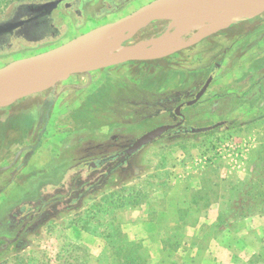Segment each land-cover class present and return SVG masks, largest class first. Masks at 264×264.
<instances>
[{"label":"rangeland","instance_id":"obj_1","mask_svg":"<svg viewBox=\"0 0 264 264\" xmlns=\"http://www.w3.org/2000/svg\"><path fill=\"white\" fill-rule=\"evenodd\" d=\"M46 1L50 0H0V19L10 15L18 5ZM150 1L152 0H128L127 4L114 12L103 13L101 0H83L82 5H77V0H70L72 8L61 5L53 13L54 24L60 30L57 39L38 46L19 44L13 48L14 51L0 56V67L21 58L64 47L68 42L84 38L98 26L117 20ZM189 21L191 20H187ZM173 22L162 19L149 23L138 31L135 38L121 42V46L118 45L112 52L118 53L121 48L126 50L127 46L133 48L139 43H143L140 49L150 46L158 41L159 35ZM261 24L264 25V13L256 17L233 19L229 24L221 22L213 25L214 29L208 32V39L203 43L201 39H197L195 43L166 55L128 61L96 72L76 73L50 89L28 95L20 101L30 105L23 112V118L28 121L27 127H24L27 134L25 133L24 143L18 146L19 150L17 146L8 148V151L0 148V156L14 157L13 160L0 158V187L15 181L10 190V198L22 197V201L17 206L6 209L4 205L8 206L12 200L7 197L0 200V264H108L104 255L109 254L110 240L114 244L126 240L140 243L141 249L150 254L147 264H168L172 257L169 252L181 249L179 247L183 246L188 237V243L194 237L193 242H199L203 248L208 247L213 229L204 239L196 236L197 233L187 226L195 223L209 209L204 206L195 207L192 204L193 194L199 190L196 189L199 185L202 186V178L207 179L209 189L214 188L209 191L206 201H200L201 204L214 201L220 202L223 207L229 199V192L224 191V188L229 186V182L237 181V176L232 178L229 172L240 173L238 171H242V167H235L239 161H233L230 168H226L223 162L217 165L222 170H212L215 169L214 166L205 167L203 171L199 170L200 167L194 161L199 154L221 147L232 139L244 136V140L253 141L262 135L261 129L258 130L259 123L253 124L244 133L241 132V126L243 123L256 121L264 126V111L260 109V104L264 101L260 79L264 74V57L259 52L255 53V50L262 52L264 49V31H259L257 40L249 44L250 47L259 45L251 50L252 53L244 56L247 51L245 46L240 47L236 51L239 53L234 55L223 53L231 50L240 41L241 35L249 33L248 30L257 28V25L262 26ZM233 28L239 32L232 37L226 36V31ZM203 29L204 27L194 25L187 27L176 43H180L183 38L190 40L200 37L207 32L202 31ZM175 31L174 28L173 32ZM255 32L256 30L252 31ZM180 33L177 31V34ZM245 45H248L247 41ZM237 69L243 70L242 74L225 81V77ZM211 73L214 80L209 93L197 105L185 107L182 113L186 118V125L200 127L224 121L223 125L209 132L187 133L178 137L167 133L139 150L122 167L116 161L97 169L88 166L90 161L101 155L115 153L120 147L127 145L130 139L134 140L158 126L179 122L180 118L173 113L179 103L177 99L181 95H189L192 87L204 82ZM104 76H107L106 85L101 83ZM90 87H94V91L102 87L103 91L95 95V98L101 99V103L95 101L90 108L98 106V112L104 109L102 116L105 120L117 118L125 123V115L138 111L126 135H119L116 139L111 137L100 143L91 141L93 136L83 130L87 121L82 118L81 112L83 98L90 96L85 95ZM107 91L111 95L110 100L103 97ZM215 93H218L217 96ZM95 98L91 97L92 100ZM227 100L230 101L229 105H226ZM39 102L42 103V111L37 112ZM110 102L117 111H106ZM146 102L149 103L148 107L144 106ZM239 106L237 116L229 118L227 109ZM253 108L255 109L252 111ZM51 115L52 131L46 135L45 130L35 125L37 119L44 124ZM5 117L0 109L1 123ZM229 128L233 129L231 131L234 134L230 133ZM55 155L58 159L47 167L46 162ZM111 167L115 169L108 173ZM46 168L47 171L44 170ZM106 172L108 174L104 181L98 184ZM178 177L189 185V205L180 207L179 202H173L168 212L173 218L188 211L185 216L187 225L184 227H178L173 222L162 223L160 232L154 234L139 227L144 214L134 211L136 205L129 204L123 209L114 205L113 209H106L112 205L114 193L127 195L140 188L142 193L153 198L155 204L151 208H161L156 200L161 197H156L159 196L155 195L156 191L162 189L171 192ZM38 182L40 185L37 187ZM215 183L220 185L216 187ZM174 194L173 201H179L180 193ZM193 198H197V195ZM254 201L264 203V199L256 198ZM26 205L36 208L35 216L32 213L22 216L21 209L28 208ZM260 215H264V212ZM242 220L244 219L234 222L226 230L222 228L215 232L216 237L225 240L226 248L229 247L230 258L226 263L225 254L216 244L208 251L210 253L203 251L194 255L195 259L192 261V256L188 254L187 264H264V218ZM241 225H247L248 231H242ZM115 227H118V231ZM200 227L201 224L197 228ZM200 232L202 234L203 229ZM110 234L123 237L117 239L114 236L109 240L107 237ZM163 247L170 249L162 252Z\"/></svg>","mask_w":264,"mask_h":264},{"label":"crops","instance_id":"obj_2","mask_svg":"<svg viewBox=\"0 0 264 264\" xmlns=\"http://www.w3.org/2000/svg\"><path fill=\"white\" fill-rule=\"evenodd\" d=\"M262 25V24H261ZM178 26H174V28L176 29ZM205 27H208L207 25ZM213 28L210 29V31H212ZM241 30H243V28H241ZM253 30H256L255 33H252ZM249 33L247 32L245 35H241V39L240 41H238L237 43L234 44V46L231 48V50H225L223 53H225V55H234V53H239L236 51H239L240 47H246L247 51L245 52L244 56L247 55V53H252V49L259 47V45H253L252 47L249 46L250 43L255 42L257 40V38L259 37V31H264V25L260 26L257 25V28L255 29H250L248 30ZM258 31V32H257ZM185 32V31H184ZM184 32H181L180 35L182 37V35H184ZM236 32H239L238 29H230L226 31V36L228 37H232L234 35H236ZM195 33V32H194ZM177 36V35H175ZM174 37V36H173ZM206 37V38H205ZM203 37L200 41L201 43H203L204 41H206V39H208V35ZM257 37V38H256ZM263 40H264V35L262 36ZM171 38V37H170ZM169 39V38H167ZM167 39H165L163 41V44L161 46V48L159 49V51H162V49H165V43L167 41ZM262 40V41H263ZM189 41L188 39L185 40V38H183V40L180 43H175L174 45H172L169 49L167 48V51H165L164 54L168 53L169 51H171L173 48H175L176 46L183 44L184 42ZM248 42V45H245V42ZM264 42V41H263ZM140 45L142 43H139ZM242 45V46H241ZM264 45V44H263ZM134 46H138V44H135ZM143 46V45H142ZM141 47V46H139ZM261 49V48H260ZM263 49V46H262ZM255 50V49H254ZM158 51V52H159ZM163 52V51H162ZM259 52L260 55H262V57H264V49L262 50V52H260V50H255V53ZM261 59V58H260ZM133 61V60H131ZM128 62V61H127ZM124 63V62H123ZM121 64V63H119ZM118 64L115 65H111V66H116ZM111 66L108 67H103V68H99V69H95V70H91L90 72H96L97 70H102V69H106L109 68ZM243 70L237 69V70H233L229 75H227L225 77V81L227 79V81L230 79V77L233 79L234 77H239L242 74ZM104 73V72H102ZM261 79V90L264 91V74L260 77ZM107 81V76H104L103 80L101 83H105L104 85H106ZM263 82V83H262ZM212 86V84H211ZM210 86V88H211ZM209 88V90H210ZM94 87H90L88 89L89 92H87L85 95H90L89 97H85L83 98V108H82V118L85 119V122L87 121L86 124H84L83 130L87 133L93 136V138L91 139L92 142H97L100 143L102 141H105L106 139L109 138H113L116 139L118 138L119 135H126L127 131L130 130V126L134 123V121L132 120L134 118V116H137L138 111H134V113H128L126 112L127 115H125V119L126 121L128 120V122L125 121V123L120 122L119 119H112V120H105L102 116V114H104V109H102L100 112H98L96 110V108L98 106H94V108H90V105H93V102L95 101H99L101 103V99L99 98H95L96 93L99 94L102 87H98L95 91L93 90ZM209 90L207 92V94L209 93ZM46 91V90H45ZM109 91H107L106 93L103 94V97L110 100L111 96L110 94H108ZM39 94V93H37ZM206 94V95H207ZM216 96L218 93H215ZM214 95V97H216ZM27 96L20 98L18 100H16L14 103L10 104V105H6L3 107H0L1 110H3V113L5 114V118L3 119L4 122H0V148L1 150L4 151H8V148H15L17 146V149L19 150V145L23 144L25 141V136L27 134V130L24 129V127H27L28 121L25 120L23 118L24 113L26 112L30 105L21 102L24 99H26ZM91 97L95 98V99H91ZM87 99V100H86ZM112 101V100H111ZM133 102V101H131ZM236 102V101H234ZM114 104V103H113ZM132 105V103H130ZM136 105V103H134ZM230 101L227 100L226 101V105H229ZM145 107L149 106V103H144ZM260 109L262 111H264V101L260 104ZM42 103L39 102L37 103V112L42 111ZM110 108V109H109ZM239 107H231L229 109H227V115H229V118L234 119L237 116V112H239ZM252 108V106L250 107ZM249 108V109H250ZM101 109V108H100ZM106 111H109V113H113L115 111H117V109L115 107H113V105L111 104V102L109 103V105H107L106 107ZM255 108L252 109V111ZM121 110V109H119ZM106 113V112H105ZM53 115H51V117L47 118V120L45 121V123L43 124L42 122H40L39 119H37V127H40L42 130H45L44 132L46 133V135L48 133H51V128H52V123H53ZM135 119V118H134ZM259 123L258 126V130L261 129L260 134H262L261 136H257L258 139L256 138L255 140H244L245 137L243 136V138H237L236 140L232 139L230 141H227L226 144L222 145L219 148H215V149H210L204 153L199 154V156L196 157L194 163L200 167L199 170H203L205 167H214L215 169L212 170H222L221 167H218L217 165H220L221 163H225L226 164V168H230L231 165L234 163L233 161H239L235 167H242V171H238L240 173L237 172H229L231 173L230 175H232L231 177H236V182H229V186H227V191L231 190V188L235 185L238 184L239 182H243L245 180H253L251 181L252 184H258L260 185V189L264 190V126L260 125V121H256L255 123H243L241 128V132L244 133L246 131V129L256 125ZM254 124V125H253ZM34 125V122H33ZM32 126V125H31ZM40 129V132L42 131ZM263 129V131H262ZM230 131L231 134H234L233 129H228ZM239 130V129H238ZM237 130V131H238ZM235 131V129H234ZM39 132V133H40ZM263 132V133H262ZM26 133V134H25ZM240 134V133H239ZM242 140L247 141V142H242ZM236 141H239V143L241 144H237ZM16 157V156H15ZM0 158L2 160H13L14 157L10 156V157H2V155L0 156ZM55 159H58L57 155L55 156H51L50 160H48L46 162V166L50 167L52 165V161H56ZM218 167V168H217ZM39 169V168H38ZM44 170H48V168L44 169ZM204 171V170H203ZM203 171H201V174L203 173ZM189 174V173H188ZM194 175V174H193ZM194 177H197V175H194ZM207 179L202 178V186L199 185L198 188L199 189L195 192V194H193L194 196L196 194H198V192H201L204 190L203 186L205 185V181ZM187 181V180H186ZM15 181H13L11 184L9 185H4L3 187H0V200L1 199H6V197L9 200H12L10 204H8V206L4 205V207H7L6 209H8L9 207H15L16 205H18L22 200L21 198H10L12 197V194L10 195V190L11 188L15 185ZM40 185V182H38L37 187ZM215 185V184H214ZM181 189V190H180ZM138 191L141 193V198L139 197V202L138 204L135 206V208L132 206V208H134V211H140L142 214H144V216L141 218V223L140 224V228L143 230H149L150 233H154L157 234L160 232V228H161V224L162 223H169V222H173L175 223L178 227H184L187 225L186 223V218L183 219L184 214H178L175 217H170L171 215L169 214L168 210H170V206L173 202H179L180 207H184L186 205H189V199H188V194H189V185L186 183H184L182 178H177L176 180V185L174 186V188L171 190V192H167V191H163L162 189H159L156 191L155 195H159L156 197H161V198H156V200L159 202V207L161 208H151L155 203L153 202V198H151L149 196V194L147 193H142V188L138 189ZM161 193V194H160ZM174 193H180L181 199L179 201H173L174 198H172V195H175ZM193 196V197H194ZM192 197V204L195 207H201L204 206V204L202 205L201 202H197L195 201V198ZM188 199V200H187ZM197 202V203H196ZM205 203V202H204ZM206 208V207H205ZM209 209L207 210V212H205L202 216H200L197 221L195 223H192V225H187L189 228H192L194 230V232L197 233L196 236L201 237V238H206L210 231H212V228L214 226V224L218 221L222 207H221V203L219 202H214V201H210V205L208 207ZM121 209V208H120ZM123 209V208H122ZM6 211V210H5ZM140 213V214H141ZM259 214V215H257ZM263 214V212L261 211H255L252 213H245L243 215H241L237 220H235L234 222H241V219H244L245 221H248L251 219H260V218H264V215H260ZM140 217V216H139ZM242 220V221H244ZM201 224V227L198 229V225ZM242 226V225H241ZM187 227V228H188ZM243 228V229H242ZM203 229V232L201 234V230ZM240 229V228H239ZM237 229V230H239ZM246 230L248 231V226L247 225H243L241 227V230ZM190 230V229H189ZM223 230H226V228H224ZM215 232L213 230V235L212 237H210L209 239L211 240L210 245H208V247L203 245H200V243L198 242H192L188 243V238L187 240H185V242H183V246L179 247L181 249H174L173 251L169 252V254L172 255L171 259L169 260L168 264H180V263H188V259H187V255H191V261L195 258H193L194 255L200 254L201 252L205 251L206 253H210L208 251H210V249H213L216 244L220 246V248L223 251V254H225V258H224V263L227 262V259H229V255H230V251H229V247H227V244L225 243V240H220L219 237H215ZM192 238V237H190ZM166 249H170L169 247H163L162 252L166 251ZM183 255V256H182ZM178 256V257H177ZM172 260L174 263H172ZM179 261L177 263V261ZM183 260V262H182Z\"/></svg>","mask_w":264,"mask_h":264},{"label":"water","instance_id":"obj_3","mask_svg":"<svg viewBox=\"0 0 264 264\" xmlns=\"http://www.w3.org/2000/svg\"><path fill=\"white\" fill-rule=\"evenodd\" d=\"M59 1L60 0L49 1L45 3L43 7L48 10L54 9ZM185 2L191 3L190 12L203 13L219 19L256 17L264 13V0H241L232 4L223 5L216 4L213 0H152L117 20L100 25L91 30L84 36V39L86 40L85 48L80 54L73 55L71 60L67 62L50 63L42 58L44 54L42 53L36 56L21 58L0 67V91L3 89L15 91V94L9 100L0 102V107L10 105L25 96L48 90L58 82L68 79L72 74L89 72L91 70L131 60H146L159 56L158 51L161 48L163 41L177 34V31L173 32L174 25L172 23L166 32L158 38L156 43L141 49L127 47L126 50H124V53L114 56L109 60L100 61L102 56L109 50V48H111V46L115 44L121 46V42L132 38L139 30L149 23L162 19H170L171 15L177 10V8ZM208 32L210 31L204 32L193 42H189L166 54L175 52L195 43L197 39H202L207 36L209 34ZM18 79H28L31 80L32 83L26 88L12 87L11 83ZM211 81L212 77L205 83L196 98L193 101L188 102V104H194L197 102L207 91ZM177 112L183 117V119L185 118L180 107L177 108ZM181 123L164 124L138 137L127 148L126 160L136 154L143 147L154 142L164 133ZM222 124H224V122H217L212 125L200 127L188 125L187 128L182 130V132H209ZM119 155L120 154L112 155L101 160V162L113 160ZM110 172H112V170ZM105 177L106 176H104L98 184L102 183Z\"/></svg>","mask_w":264,"mask_h":264},{"label":"flooded vegetation","instance_id":"obj_4","mask_svg":"<svg viewBox=\"0 0 264 264\" xmlns=\"http://www.w3.org/2000/svg\"><path fill=\"white\" fill-rule=\"evenodd\" d=\"M50 1H58V0H50ZM101 1L104 7L103 13L114 12L118 8H121L123 7V5L128 3V0H101ZM47 2L49 1L40 2V3H27L21 6L18 5L16 6L17 8H13L10 15L0 19V56L14 51L13 48L19 44H26V46H38L40 44H46L47 42L57 39L60 36V30L54 24L53 13L56 10H58L61 5H64V7L68 9L72 8L73 3L70 2V0H60L54 9L48 10L47 8L43 7V5ZM82 3H83V0H77V5L78 4L82 5ZM77 12H79V10H77ZM165 31L166 29L162 32L161 35H163ZM137 33L133 36V38L137 36ZM161 35H159V37ZM127 47H131V46H127ZM211 77H212V81H211V84H212L214 80V75L211 73L204 82H201V83L199 82L200 84H198L197 86H193L191 89L192 92L189 95L184 94V95L179 96V98L177 99L179 103L177 104L176 108H174L173 113L174 115L180 118V121L177 123H173V124H178L181 122L182 123L174 127L173 129L167 131L161 137H163L167 133L173 134V136H176V137L181 136L183 134H187L185 132H182V130H184L188 126L186 125V118L183 119V117L180 116V114L177 112V108L180 107V110L182 112V110L185 107L197 105L200 102V100L207 94L211 84L209 85L207 91L203 94V96L197 102H195L194 104H188V102H191L196 98L199 91L203 88L205 83ZM168 110L169 109H167V111ZM219 122H224V121H219ZM136 139L134 140L130 139V140L135 141ZM130 140L127 145L120 147L118 151H116L115 153L111 155H107V156L101 155L99 158H96L95 160L90 161L88 163V166L89 167L93 166L97 169L99 167H106L116 161L118 163V166L122 167L128 162V159L126 160V156H127L126 150L133 143ZM112 145L115 146L116 144H112ZM115 154H120V155L113 160L101 162V160L107 157H110L112 155H115ZM113 169H115V167L114 168L111 167V170ZM107 174H108L107 172L104 173L103 176L100 178V180ZM26 207L28 208L21 209L22 216H25L26 214L28 215L30 213H32L33 216L36 215L35 207L28 206V205H26Z\"/></svg>","mask_w":264,"mask_h":264},{"label":"trees","instance_id":"obj_5","mask_svg":"<svg viewBox=\"0 0 264 264\" xmlns=\"http://www.w3.org/2000/svg\"><path fill=\"white\" fill-rule=\"evenodd\" d=\"M251 181L253 180H245L243 182H239L238 184H235L230 191L228 190L229 199L226 200L223 204L219 219L212 228L214 232L222 228L224 229L227 227H231L234 221L245 213H252L255 211L264 212V203L254 201L256 200V198L264 199V190L260 189V185L252 184ZM208 182L209 181H205V185L203 186L204 190L196 194L197 198H195V201L199 202L202 200H207L209 191H213L214 188L213 186L210 188V190L208 187ZM219 185L220 184L215 183L216 187ZM224 191H227V189ZM139 197H141V193L139 191L129 192L127 195H123L121 192L118 194L114 193L112 197L113 200L111 201L112 205L107 207L106 209H113L114 205L120 208H124L129 204L137 205L139 202ZM252 198L253 202H251ZM209 205L210 201L204 203V207L206 208H208ZM187 212L188 211H184L183 219H185ZM115 230L118 231V227H115ZM114 236H116L117 239L123 237L121 235L110 234L107 238L110 240ZM114 243L115 242L113 240L109 241V249L107 252L109 254L104 255L106 260L109 261L108 264L148 263V260L150 259V254L149 252L143 251L141 249L140 243L132 240H126L122 243L116 244Z\"/></svg>","mask_w":264,"mask_h":264},{"label":"bare ground","instance_id":"obj_6","mask_svg":"<svg viewBox=\"0 0 264 264\" xmlns=\"http://www.w3.org/2000/svg\"><path fill=\"white\" fill-rule=\"evenodd\" d=\"M241 0H213L214 3L223 5V4H232L235 2H239ZM191 9V3L185 2L182 3L177 10L171 15V18L169 20H173V25L178 26L176 28V31L179 33L182 31H185L187 27L190 26H198V27H204L202 31H210L211 28L214 29L213 25H216L218 23H227L229 24L233 19H219L215 18L213 16L205 15L203 13H196V12H190ZM188 18V19H187ZM196 19V20H195ZM198 19V20H197ZM181 20H184L185 22H182ZM187 20H191L187 22ZM181 21V22H179ZM220 21V22H219ZM178 22V23H177ZM177 23V24H176ZM180 24V25H179ZM208 27H205V26ZM201 31V32H202ZM193 36V35H192ZM197 38V36H196ZM196 38H191L189 41L184 42L183 44H180L176 46L174 49L180 48L184 46L185 44L189 42H193ZM177 41H180V35L177 34V36L171 37L167 39L165 43V49H162V51H159V54H164L165 51H167V48L169 49L172 45H174ZM86 40L84 38H77L70 42H68L64 47L59 48L58 50H51L43 54L42 58L50 63H62L67 62L71 60L73 55L80 54L82 50L85 48ZM143 43L138 46H133L134 49H140L139 46H142ZM118 44H115L109 48V50L102 56L100 61H106L110 58L117 56L119 54L124 53V48H121V50L118 53H113L112 51L117 47ZM171 50V51H172ZM170 52V51H169ZM32 83L31 80L28 79H18L15 80L13 83H11L12 87H20V88H26ZM15 94L14 90H6L3 89L0 91V102L9 100L13 95Z\"/></svg>","mask_w":264,"mask_h":264},{"label":"built area","instance_id":"obj_7","mask_svg":"<svg viewBox=\"0 0 264 264\" xmlns=\"http://www.w3.org/2000/svg\"><path fill=\"white\" fill-rule=\"evenodd\" d=\"M220 149V147H218Z\"/></svg>","mask_w":264,"mask_h":264}]
</instances>
